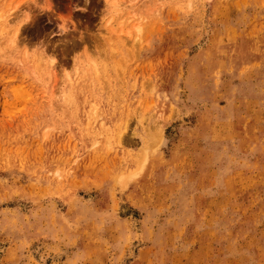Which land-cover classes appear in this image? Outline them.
<instances>
[{
    "label": "rangeland",
    "instance_id": "obj_1",
    "mask_svg": "<svg viewBox=\"0 0 264 264\" xmlns=\"http://www.w3.org/2000/svg\"><path fill=\"white\" fill-rule=\"evenodd\" d=\"M0 264H264V0H0Z\"/></svg>",
    "mask_w": 264,
    "mask_h": 264
}]
</instances>
